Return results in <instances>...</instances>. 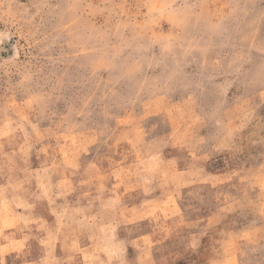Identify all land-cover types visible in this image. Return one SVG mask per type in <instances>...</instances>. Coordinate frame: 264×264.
<instances>
[{
  "label": "rangeland",
  "instance_id": "374dc122",
  "mask_svg": "<svg viewBox=\"0 0 264 264\" xmlns=\"http://www.w3.org/2000/svg\"><path fill=\"white\" fill-rule=\"evenodd\" d=\"M0 264H264V0H0Z\"/></svg>",
  "mask_w": 264,
  "mask_h": 264
}]
</instances>
